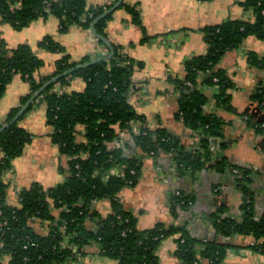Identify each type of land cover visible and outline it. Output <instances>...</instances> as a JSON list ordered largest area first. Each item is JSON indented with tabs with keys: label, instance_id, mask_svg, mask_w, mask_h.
<instances>
[{
	"label": "trees",
	"instance_id": "obj_1",
	"mask_svg": "<svg viewBox=\"0 0 264 264\" xmlns=\"http://www.w3.org/2000/svg\"><path fill=\"white\" fill-rule=\"evenodd\" d=\"M243 7L252 13V20H229L202 29L206 53L185 62L183 78H169L178 94L174 120L181 122L192 135L199 136L195 150L166 128H141L137 134L132 131L133 122H144L129 102L131 76L142 64L122 54L119 47L112 46L113 55L109 59L105 55L94 60L72 61L59 43L46 36L37 47L58 58L51 74L40 77L38 71L44 61L32 48L28 44L10 48L0 37V100L14 77L28 85V94L21 98L20 106L11 109L5 124L0 125V128L8 125L25 107L14 123L0 131V260L8 257L7 264H77L86 254V248L95 242L99 256L118 264H159L158 248L166 239L178 236L175 252L178 264H220L233 246L216 239L198 240L188 234L186 223H181V214L190 211L193 197L184 189L177 188L171 195L168 209L172 223L169 224L157 223L140 230L137 219L121 205L118 194L126 187L136 186L143 158L160 153L171 155L174 171L181 177L194 178L203 169L216 173L237 170V174L232 173L243 194L241 217H225V208L219 205L208 220L215 234L223 238L251 237L253 245L247 247L264 257V215L258 218L255 213L250 189L253 171L216 154L224 148V144L219 148L215 142L224 136V121L216 113L206 114L204 110L213 100L217 107L232 111L227 94L233 84L220 68V61L249 37L264 41V0H245ZM121 8L131 15L133 24L140 26L135 7L121 4ZM109 9L89 7L87 0H0L1 21L16 31L52 15L59 22L60 33L73 25L86 30L93 25L105 38L113 11L103 14ZM249 62L253 66L258 64L254 54H249ZM75 78L85 82L83 91L57 90L58 85L67 86ZM204 87L212 89V94L208 95ZM249 99L252 105L241 116L262 137L260 147L264 151V83L254 89ZM36 100L46 105V124L52 129V143L68 158L66 177L48 189L33 184L19 192L17 206H10L6 203L8 183L4 175L12 170L13 161L32 139L18 123ZM126 133L135 152L140 154L129 155L127 149L111 146L122 141L121 135ZM111 170H117L118 174H110ZM101 200L110 204V212L105 216L94 208ZM36 221L45 227L44 233L36 231L33 225ZM88 223L94 224V228Z\"/></svg>",
	"mask_w": 264,
	"mask_h": 264
},
{
	"label": "crops",
	"instance_id": "obj_2",
	"mask_svg": "<svg viewBox=\"0 0 264 264\" xmlns=\"http://www.w3.org/2000/svg\"><path fill=\"white\" fill-rule=\"evenodd\" d=\"M244 1L87 0L89 7L111 9L116 6L105 28V39L111 46L119 47L122 54L142 64L131 76L129 92V102L144 121L132 123L135 134L141 128H166L178 135L189 149L198 147L199 136L192 135L181 122L174 120L178 94L173 90L169 78H183L185 62L206 53L202 29L229 20L253 19L252 13L244 9ZM121 4L137 9L140 26L132 23L131 15L121 8ZM46 36L59 43L72 61L83 58L94 60L109 54L108 48L89 29L73 25L65 33H60L59 22L52 15L35 20L21 31L14 30L0 18V37L8 47L28 44L35 55L44 61V66L38 71L40 77L51 74L58 58V55L37 47V43ZM249 54L256 56L257 65L250 64ZM219 66L233 84L227 94L232 111L217 107L213 100L204 110L206 114L216 113L224 121V136L215 141L219 148L224 144V148L216 152L217 155L253 171L250 189L256 216L260 218L264 215V151L260 147L263 139L245 124L241 115L252 105L250 94L260 83H264V41L247 38L239 48L226 53ZM84 88L85 82L79 78L72 79L67 86H57L60 93L81 92ZM203 90L208 95L213 92L207 87ZM26 94L28 85L21 78L14 77L0 100V125L5 124L9 111L19 107L21 98ZM18 125L31 134L32 139L24 147L22 155L13 161L12 170L4 175L8 183L6 203L10 206H17L19 192L33 184L48 189L62 183L68 161L50 139L52 129L46 124L45 103L36 100ZM121 139H124L122 146L127 149L126 154L134 153L131 137L126 133L121 135ZM111 146L115 148V143ZM135 153L140 154L139 151ZM142 161L136 186L126 187L118 194L121 205L137 219L140 230L149 229L157 223H172L168 209L171 195L177 188L184 189L193 197V204L189 212L181 214V223H186L184 226L192 238L216 239L233 246L226 251L220 264H264V257L247 247L251 244V237L234 235L223 238L215 234L208 220L219 205L225 208V217H241L243 194L232 172L216 173L203 169L194 178L189 175L181 177L174 171L169 154L144 157ZM94 208L102 216L110 212L107 200L96 202ZM53 213L57 215L56 211ZM33 225L39 233L45 232V227H41L38 221ZM88 225L92 229L95 226L92 223ZM177 238L166 239L158 248L156 256L159 264L179 263L175 256ZM85 251L86 254L77 264H118L99 256L95 242ZM7 263L8 257L0 260V264Z\"/></svg>",
	"mask_w": 264,
	"mask_h": 264
},
{
	"label": "water",
	"instance_id": "obj_3",
	"mask_svg": "<svg viewBox=\"0 0 264 264\" xmlns=\"http://www.w3.org/2000/svg\"><path fill=\"white\" fill-rule=\"evenodd\" d=\"M115 7H116V6H114V7L111 8V9H109V10H108L107 12H105L103 15H105V14H107V13H109V12L114 11ZM90 32L92 33V35H93L94 37H96L99 41H101V42H102V43L108 48V50H109V54H108V56H106V59H109V58L113 55V49H112L111 44H110L105 38H103L102 36H100V35L94 30L93 25L90 27ZM42 89H43V88H42ZM42 89H40V91H41ZM38 93H39V92H37V93L34 95L33 98H35L36 95H37ZM24 109H25V107L21 108V110L16 114V116H15L14 119L12 120V122H10L8 125L14 123V122H15V121H16V120L22 115ZM8 125H6V126L0 128V131H2L3 129H5L6 127H8Z\"/></svg>",
	"mask_w": 264,
	"mask_h": 264
},
{
	"label": "built area",
	"instance_id": "obj_4",
	"mask_svg": "<svg viewBox=\"0 0 264 264\" xmlns=\"http://www.w3.org/2000/svg\"><path fill=\"white\" fill-rule=\"evenodd\" d=\"M17 5H19V4H17ZM59 86V85H58ZM123 141V140H122ZM122 141H116V142H120L121 143V145H123V142ZM116 142H114V143H116ZM123 147V146H122ZM232 172L234 173V174H237L238 173V171L237 170H232ZM110 174H112V175H117L118 174V171L117 170H111L110 171ZM251 246L253 245V243H251L250 244Z\"/></svg>",
	"mask_w": 264,
	"mask_h": 264
},
{
	"label": "rangeland",
	"instance_id": "obj_5",
	"mask_svg": "<svg viewBox=\"0 0 264 264\" xmlns=\"http://www.w3.org/2000/svg\"><path fill=\"white\" fill-rule=\"evenodd\" d=\"M90 30V29H89ZM98 40V39H97ZM101 42V41H100ZM63 87V86H62ZM243 119V118H242ZM115 148H123L122 147V145H121V143L120 142H116L115 143ZM198 148V147H197ZM196 148V149H197ZM217 154V153H216ZM68 240V238L67 237H65V240H64V243H66V241Z\"/></svg>",
	"mask_w": 264,
	"mask_h": 264
}]
</instances>
